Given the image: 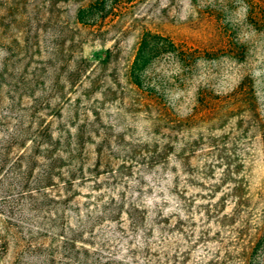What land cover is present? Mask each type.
Returning a JSON list of instances; mask_svg holds the SVG:
<instances>
[{
    "label": "rangeland",
    "instance_id": "rangeland-1",
    "mask_svg": "<svg viewBox=\"0 0 264 264\" xmlns=\"http://www.w3.org/2000/svg\"><path fill=\"white\" fill-rule=\"evenodd\" d=\"M262 1L0 0V264H264Z\"/></svg>",
    "mask_w": 264,
    "mask_h": 264
},
{
    "label": "trees",
    "instance_id": "trees-1",
    "mask_svg": "<svg viewBox=\"0 0 264 264\" xmlns=\"http://www.w3.org/2000/svg\"><path fill=\"white\" fill-rule=\"evenodd\" d=\"M260 4H262L263 5V1L262 2H259ZM264 6V5H263ZM263 8V7H262ZM261 11H263V9H261Z\"/></svg>",
    "mask_w": 264,
    "mask_h": 264
}]
</instances>
